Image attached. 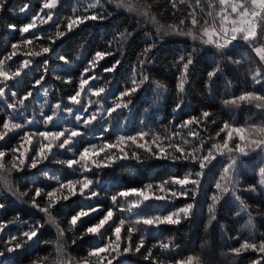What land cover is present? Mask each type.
Instances as JSON below:
<instances>
[{"label": "snow or ice", "instance_id": "1", "mask_svg": "<svg viewBox=\"0 0 264 264\" xmlns=\"http://www.w3.org/2000/svg\"><path fill=\"white\" fill-rule=\"evenodd\" d=\"M8 3L9 0H0V13L6 10ZM108 3H114L116 9L136 13L144 18V22L156 26L155 36L145 33L148 40L132 66L129 80L115 91L109 87L111 80L99 75L97 69L103 67L104 73H117L121 60L115 57L117 53L124 55V45L134 35L127 28L123 31L114 30L113 39L107 42L106 49L95 51L91 59L87 60L80 71L78 83L66 98L60 97L55 103H50L48 97L55 85L52 88L44 87L49 75L61 84H73L70 68L81 60V56L78 54L73 59L67 54L61 55L58 48L64 38L89 21L102 23L112 16L100 0L87 2L82 9L74 8L72 14L63 20L54 19L60 0H41L39 11L27 23L19 27L16 24L7 25L8 30L19 32L20 39L11 43L10 52L0 59V143H7L11 138H15L16 143L9 148L0 146V182L10 198L41 214V218L33 223H26L25 230L16 234H9L8 229L21 220L20 212L23 209L18 210L10 220L0 218V264H15L18 256L31 253L35 250L34 246L40 244L53 246L55 260H50L48 256H38L30 264H128L122 257L134 255L143 257L148 264H164V260L154 255L153 248L158 247L163 256L172 252L178 254L179 246L170 239L153 247H146L147 236L153 229L179 226L193 217L197 196L203 190L206 171L214 167L218 157H223L224 160L207 198L208 219L204 226L205 233L217 220L216 213L221 201L229 195L238 202L235 214H246L245 227H254L255 217L249 205L237 193L240 190L242 158L257 153L260 156L255 170L258 179L244 191L264 194V121L246 122L245 125L238 126L230 120H223L218 124L211 111L201 109L198 115L189 116L179 123H176L178 117L174 116L170 122L173 130L165 136L149 131L146 125L130 136L117 134L109 139L108 134L112 131V125L119 122V117L133 112L135 101L139 99L138 94L143 92L146 97L147 91L152 90L154 99L150 107L166 102L169 87L153 80L148 71V65L154 62V51L165 35L183 36L193 41L192 51L181 55L177 61L179 70L173 113L184 111L189 70L195 62L197 51L204 46L212 52L215 64L207 74L206 87L209 91L214 79H218L225 69L229 66L239 68L247 62L246 76L251 80L253 89L223 100V105L226 108H239L246 104L264 113V0H205L204 4L201 0H195V6L189 5L190 11L185 16L178 18L177 23L167 25L160 23L153 14V4L158 3V0H108ZM166 3L171 6L175 16L186 0H166ZM29 10L30 5L26 3L19 9V13L26 14ZM50 22L53 29L37 31ZM87 42V39L83 40L80 49H84ZM241 42L255 54V61L247 55L235 58L236 50L242 46ZM17 56L23 59L13 66L9 62ZM108 57L113 58L110 66H102L101 61H106ZM35 58L43 59L33 69ZM50 60L62 62L68 70L64 71V75L53 72ZM28 70L39 75L21 95L18 90H12L10 82L15 87L21 83L19 78L22 74L26 75ZM226 87H232L230 80L226 81ZM33 89H38L44 98L43 102H37L38 110L31 107ZM148 111L146 108L145 112ZM66 117L73 118L75 125L57 129L56 123ZM124 122H127V118ZM32 125L42 127L33 128ZM209 125H218L214 134L208 133ZM96 129H99V143L87 144L76 154L73 146L77 143V138L85 137ZM185 131L187 135H184ZM202 132L208 134L201 135ZM64 151L72 153V157L60 158V153ZM149 161L185 163L194 167L183 176H172L157 184L149 183L140 188L118 191L107 197L110 201L107 210L101 204L94 206L85 203L67 219V227L62 226L57 217L58 206L74 197H79L84 202L102 198L101 179H94L89 175L94 169L99 173L116 166L124 167L125 162L143 165ZM47 165L65 166L73 171L78 168L79 175L61 180L59 176L49 174ZM32 170L43 175L47 181H55V186L42 187L33 180L21 191L18 184L26 181L24 175L18 176L17 185H13L14 173ZM178 199L191 202L165 212L146 214L150 202L171 203ZM10 202V199L0 195V213H7ZM96 213L102 215L95 223H90L78 233V226ZM131 217L135 218L130 219ZM46 228L55 229L54 241L42 240ZM107 231L111 235L105 239ZM67 233H72V245H77L78 241H83L86 237H96L102 242L91 247L86 256L75 259L67 252ZM137 233L140 235L134 240ZM5 235L7 239H4ZM236 239L240 237L237 236ZM208 246L206 240L201 245V253L172 257L169 264H208L205 259L207 253L203 251ZM229 251L234 257L248 252L256 253L251 264H264V238L257 241L254 232L250 231L248 238L241 240L238 247Z\"/></svg>", "mask_w": 264, "mask_h": 264}, {"label": "trees", "instance_id": "2", "mask_svg": "<svg viewBox=\"0 0 264 264\" xmlns=\"http://www.w3.org/2000/svg\"><path fill=\"white\" fill-rule=\"evenodd\" d=\"M41 0H9L6 10L0 13V59L7 56L10 52V45L20 39L19 32H12L7 29L8 24H16L18 27L27 23L33 15L39 11V5ZM91 2V0H60V4L55 10L54 19L63 20L65 17L72 14L74 8L82 9L84 4ZM30 5V10L26 14H20L19 9L24 4ZM100 3L104 5L112 16L102 22L89 21L86 25L81 26L75 32L71 33L68 37L64 38L58 52L61 55L67 54L70 58H75L76 55L81 56V60L77 61L71 66V76L73 84L71 86L61 84L59 81H55L52 75L46 77L45 88L52 89L48 100L50 103H55L57 98L65 97L71 94L78 83L80 71L87 63V60L91 59V56L97 50H105L107 42L113 39L114 30L123 31L127 28L129 31H133V38L128 40L123 48L124 55L119 53L116 55V59L121 60V66L117 73L108 74L103 72V67L97 69V73L105 79L111 80L109 87L115 91L116 89L125 85L131 75L132 66L136 63L137 56L141 52L148 37L145 33H149L152 36L156 35V26L144 22V18L138 16L136 13H129L126 9H116L114 3H108V0H100ZM204 4L205 0H201ZM195 6V0H186L185 5L181 7V11L175 16L172 14L173 10L171 6L166 3V0H158V3L153 4V14L157 16V19L162 24L177 23L178 18H182L190 11V7ZM53 29V24L50 22L48 25L42 26L37 31H48ZM87 39V44L84 49H80V44L83 40ZM241 47L236 50V57L247 55L253 61L257 58L255 54L248 49L246 45L241 42ZM193 48V41L187 37L177 35H165L160 41L157 49L154 51V62L148 65V71L153 80H158L165 83L169 87V93L167 95L166 102H160L155 106L150 107L154 99L152 90H148L146 97L142 92L139 95V99L135 101V108L131 113H125L124 116L118 118L117 123L112 125V131L108 134V138L112 139L117 134L133 135L137 131L147 126V129L152 132L159 133L161 136L168 135L172 132L171 121L176 116L178 119L176 123L188 118L192 115H198L201 109L209 110L213 113V118L219 122L223 120H230L232 123L240 126L247 123H260L264 121V113L259 112L254 107L242 104L239 108H226L223 105V100L229 99L232 96H238L242 91L252 90L253 85L246 73L248 69V63L245 62L239 68H233L229 66L225 69L224 73L219 76L218 79H214L211 84V90L206 87L208 82L207 74L212 71L214 59L212 52L208 50L207 46L200 48L195 55V62L189 70V83L186 86V105L183 112L173 113L172 108L176 100L175 83L178 75L179 64L177 63L179 57L187 52H191ZM23 59L21 56L13 58L10 64L17 65L18 62ZM43 58H35L36 63L32 65L35 69L38 67L39 62ZM113 58L108 57L106 61H101L102 66H110ZM50 67L53 72L64 75V71L68 70L67 66H64L62 62L58 60H50ZM38 73H33L31 70L27 71V74H22L19 78L21 83L12 87V90H18L22 95L24 91L31 87V83L34 79L38 78ZM232 82V87H226V81ZM60 89L56 91L55 89ZM259 89V86H256ZM31 107L39 109V103L43 102V97L38 89H33V98ZM10 102V101H9ZM28 103V102H26ZM65 104L67 101L65 99ZM71 106V105H67ZM149 109L145 112V109ZM47 111V109H46ZM127 118V122L125 121ZM142 121L144 123H142ZM75 120L71 117H66L59 120L55 127L57 129L74 126ZM218 125H209L208 133L214 134ZM33 128L42 127L41 125H32ZM89 131V130H84ZM208 133H201V135H207ZM184 135H187L186 131ZM99 129H96L91 134L77 138V143L73 146L76 154L79 150L87 144L99 143L98 140ZM16 139L11 138L7 143H0V146L9 148L15 145ZM72 153L66 151L60 153V158H71ZM223 157H218L214 162V167L206 171L205 178L203 180V190L200 195L197 196V205L195 214L189 220L184 221L179 226H163L159 230H151V234L147 236L146 247H153L160 242H166L168 240H174L175 244L179 246L178 254L176 252L165 253L161 256L160 249L158 247L153 248L154 255L164 260V264H169V260L172 257L180 258L186 256L189 253H201V245L208 241V248L203 251L207 253L205 259L208 264H251V261L256 258V253L248 252L242 254L240 257H234L230 253V249L238 247L241 240L248 238L249 232L255 233V238L258 241L264 238V194L257 195L244 189L250 185L256 183L258 177L255 174V170L260 161V156L257 153H251L248 157H243V165L239 172V188L238 195L249 205L250 211H252L254 219V227L249 229L245 227L247 220L246 214L237 216L235 213L238 211V202L229 195L221 201L220 206L217 209V220L213 222L212 227L207 233L204 231L205 223L208 219L207 203L208 195L212 191L211 185L219 175L222 167ZM126 166H116L114 168L104 169L102 172L97 173V170H93L89 173L94 179L99 178L102 181L100 190L102 192V198L100 200H93L90 202H84L79 197H74L62 205L58 206L59 211L57 213L58 219L62 222L63 227H67V219L80 209L85 203H91L92 205L101 204L104 210L110 206V201L107 197L117 193L118 191L129 188H140L145 184H157L163 180L172 176H183L186 172L193 170V165L178 163L168 164L162 161H149L143 165H136L135 162H125ZM47 170L50 175L59 176L61 180H67L75 178L79 175V169L75 171L68 169L65 166L60 165H47ZM20 175L26 176V181L19 182L18 186L23 191L25 187L29 186L33 180L44 187L46 185L55 186V181H47L43 175H39L36 170L30 172L13 174V185H17V177ZM0 195L10 199L8 204L7 213H0V218L12 219L16 212L20 209L21 220L16 224H13L8 229L9 234H16L25 230L26 223H33L41 218V214L33 212L19 201L10 198L6 190L3 189L2 182H0ZM191 202L190 200L178 199L171 203H165L163 201L150 202V207L147 209L146 214L152 215L158 212H165L166 210H172L174 208L182 207L185 203ZM102 213L93 214V216L87 218L83 225L78 226V233L82 232L84 228L88 227L90 223H95ZM131 217L130 219H134ZM111 235L110 231L105 232L104 238L106 239ZM140 233L134 236V240L138 239ZM239 236L240 239H236ZM4 239H7L5 235ZM56 239V231L53 228H46L42 236V240ZM67 252L68 255L75 259H80L86 256L87 251L94 245H99L102 241L96 237H86L83 241H78L77 245L71 244L72 233H67ZM35 250L27 255L18 256L15 260V264H30L32 259L36 257L48 256L50 260H55L54 248L52 245H36ZM51 254V255H50ZM122 259L126 260L128 264H148L143 260V257L139 255L125 256Z\"/></svg>", "mask_w": 264, "mask_h": 264}, {"label": "rangeland", "instance_id": "3", "mask_svg": "<svg viewBox=\"0 0 264 264\" xmlns=\"http://www.w3.org/2000/svg\"><path fill=\"white\" fill-rule=\"evenodd\" d=\"M91 2H94V0H91Z\"/></svg>", "mask_w": 264, "mask_h": 264}]
</instances>
